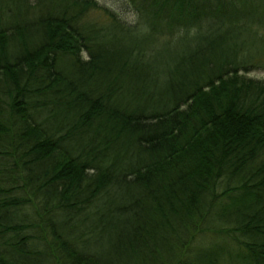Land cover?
Returning <instances> with one entry per match:
<instances>
[{
  "label": "trees",
  "instance_id": "16d2710c",
  "mask_svg": "<svg viewBox=\"0 0 264 264\" xmlns=\"http://www.w3.org/2000/svg\"><path fill=\"white\" fill-rule=\"evenodd\" d=\"M260 69L264 0H0V264H264Z\"/></svg>",
  "mask_w": 264,
  "mask_h": 264
},
{
  "label": "rangeland",
  "instance_id": "374dc122",
  "mask_svg": "<svg viewBox=\"0 0 264 264\" xmlns=\"http://www.w3.org/2000/svg\"><path fill=\"white\" fill-rule=\"evenodd\" d=\"M110 4L112 3L111 1H108ZM134 18L133 16L129 15L128 19H132ZM251 76H256V77H262L264 78V70L260 69V70H254L251 74Z\"/></svg>",
  "mask_w": 264,
  "mask_h": 264
}]
</instances>
